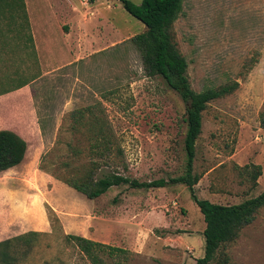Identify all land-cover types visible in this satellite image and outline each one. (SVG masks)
I'll return each instance as SVG.
<instances>
[{"label":"rangeland","instance_id":"374dc122","mask_svg":"<svg viewBox=\"0 0 264 264\" xmlns=\"http://www.w3.org/2000/svg\"><path fill=\"white\" fill-rule=\"evenodd\" d=\"M95 1L73 3L80 11H96L89 28L96 25L108 45L67 65L61 43L42 45L38 57L23 0H12L10 10L8 2L0 4V93L9 91L0 97V130L29 132L30 112L42 154L50 152L44 162L50 172L39 169L38 159L0 175V242L32 231L33 220L48 225L47 232L37 231L41 234L26 253L14 242L7 252L15 259L0 264H94L66 242V235L113 248L98 253L100 264H196L204 255L203 216L187 187L170 182L185 171L186 105L162 78L146 76L130 40L144 32L143 24L116 0ZM110 28L121 39L112 41ZM173 32L194 92L238 83L232 94L202 112L193 162V174L200 178L195 196L220 205L259 196L264 190V0H183ZM23 84L27 88L15 90ZM88 107L110 130V151L100 160L97 177L118 173L139 183L163 180L164 187L121 185L87 200L64 183L96 159L89 151L90 115L80 122L71 116ZM210 264H264V206Z\"/></svg>","mask_w":264,"mask_h":264},{"label":"trees","instance_id":"16d2710c","mask_svg":"<svg viewBox=\"0 0 264 264\" xmlns=\"http://www.w3.org/2000/svg\"><path fill=\"white\" fill-rule=\"evenodd\" d=\"M5 1L9 3V10L14 8L12 0H0V4L1 2L5 3ZM116 1L121 4L126 13L142 23L145 28L143 33L135 35L130 40L140 53L146 76L162 78L167 87L176 92L186 105V132L183 141L186 157L185 171L182 176L171 179L170 182L187 187L195 205L203 216L205 223L202 232L204 255L196 261V264H210L216 260L219 250L226 244L234 242L240 231L253 222L259 209L264 206V190L259 196L237 205L214 204L208 200L198 199L194 193V187L200 179L199 176L193 174V162L195 144L201 134L202 112L210 102L232 94L238 88V83L233 82L218 88H207L198 93L191 89L187 76L188 64L177 49L173 32V24L181 12L183 0H141L139 5H135L129 0ZM26 85L18 86L15 90ZM7 93L9 91L2 92L0 95ZM97 112L94 107H88L71 113L75 122L85 119L86 114L90 115V120L93 122L89 123L88 126L93 144L89 151L96 159L88 166L71 172V175L63 179L64 183L87 200L97 199L112 187L121 185L146 189L164 187L166 183L163 180L139 183L136 180L130 181L118 173L101 174L97 177L101 170L100 160L105 158L110 151L109 126L103 117L96 114ZM261 124L264 128V118ZM67 146L72 150V155L77 156L79 154V151L72 148L69 143ZM26 151L27 143L18 134L10 130H0V173L20 165L24 160ZM48 154L50 152L40 156V170L48 171L44 167ZM69 166L68 163H61L63 168ZM259 175L260 172L257 168V171L252 174V180L255 181ZM40 234V232L29 231L1 241L0 263L15 259L7 252L14 242L20 243L21 248L26 253L32 247V239ZM65 240L94 264H100L97 259L99 252L105 249L114 251L107 245L81 236L66 235Z\"/></svg>","mask_w":264,"mask_h":264},{"label":"crops","instance_id":"0c3cea01","mask_svg":"<svg viewBox=\"0 0 264 264\" xmlns=\"http://www.w3.org/2000/svg\"><path fill=\"white\" fill-rule=\"evenodd\" d=\"M35 1L36 0H23V3L27 16L28 29L30 32L29 38L38 57L41 55L42 45L50 46L61 43L65 53L69 55V60L64 63L67 65L83 58L86 54H88V52H93V54L98 53L101 50H104V48L108 45V43L103 41V38L99 35L96 25L93 29L92 26L89 28L90 21H92L94 14H96V11L93 8L87 11L85 9L80 11L77 7H75L73 0ZM82 1V5L84 6H87L88 4H96L95 0H90V3L86 0ZM36 3H40L41 5L36 7L34 5ZM105 3L109 4L107 1ZM97 5L102 6L103 4ZM109 8H112L111 5H107V9ZM31 12L34 16L36 15V20L32 18ZM88 15L91 16V19L89 18V20L87 19ZM110 30V33L113 35L112 41L118 38L121 39V36L119 37L116 29L110 28ZM64 64L56 66V69L64 66ZM24 88H27V86H24L19 90ZM1 96L2 95H0V97ZM19 109L20 108H17V110ZM25 125L28 127L29 132H21L14 128L1 129L10 130L18 134L27 143V151L25 153L24 160L20 165L2 172L0 175L7 174V172L19 168L26 161H32L36 164L40 158L44 146L41 144L38 127L34 122V118L30 115V112H28V116L25 118ZM30 226V230L35 232H47L48 230L46 222L41 225L37 220H33ZM16 229L17 227H14V230ZM21 234H24V232L16 233L12 236L16 237Z\"/></svg>","mask_w":264,"mask_h":264}]
</instances>
